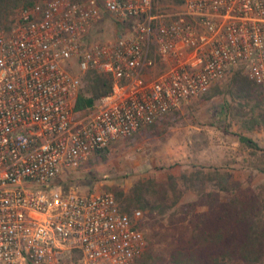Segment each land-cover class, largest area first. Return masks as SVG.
Masks as SVG:
<instances>
[{
    "label": "built area",
    "instance_id": "obj_1",
    "mask_svg": "<svg viewBox=\"0 0 264 264\" xmlns=\"http://www.w3.org/2000/svg\"><path fill=\"white\" fill-rule=\"evenodd\" d=\"M238 67L264 83V0H47L0 27V264H135L143 212L60 176ZM87 71L111 87L74 117Z\"/></svg>",
    "mask_w": 264,
    "mask_h": 264
},
{
    "label": "trees",
    "instance_id": "obj_2",
    "mask_svg": "<svg viewBox=\"0 0 264 264\" xmlns=\"http://www.w3.org/2000/svg\"><path fill=\"white\" fill-rule=\"evenodd\" d=\"M36 2L0 0V27L11 28L21 11ZM83 78L85 85L78 88L73 103L74 117L87 112L95 99L111 87L110 77L95 71H87ZM231 80L233 98L250 106L247 128H264V83H255L239 69ZM210 90L203 93L202 101L221 93L216 85ZM169 114L167 123L179 117L180 111L175 108L165 115ZM163 116L154 123H159ZM236 136L241 146L258 156L255 168L264 171V146L241 133ZM95 153L104 161L110 150L104 147ZM231 183L229 172L217 166L191 164L189 170L178 175L168 173L164 181L151 176L135 181L127 193L115 191L122 211L129 215L134 209L145 212L146 219L140 221L139 228L147 246L135 264H264V195L251 189L236 192L241 187H233ZM62 186L66 189L68 185ZM187 191L197 196L196 204H206L207 209L196 212L185 222L178 220L175 210ZM222 192L229 193L221 195Z\"/></svg>",
    "mask_w": 264,
    "mask_h": 264
},
{
    "label": "rangeland",
    "instance_id": "obj_3",
    "mask_svg": "<svg viewBox=\"0 0 264 264\" xmlns=\"http://www.w3.org/2000/svg\"><path fill=\"white\" fill-rule=\"evenodd\" d=\"M45 1L37 0L36 3ZM163 8L173 10L174 7L164 4ZM93 33L98 41L111 40L121 34L107 20L98 24ZM236 69L246 75L244 68L238 67L213 84L221 91L217 97L202 101L204 94H201L184 101L178 108L179 117L172 122L167 123L170 114L165 115L159 123H152L134 135L120 138L109 146L110 153L106 160L97 158L94 153L85 163L87 165L62 174L60 181L67 183L66 189L72 186L83 193L95 189L127 193L138 179L153 176L164 181L168 173L178 175L189 170L191 164H196L217 166L229 172L231 185L241 187L236 192L251 189L264 195V171L255 168L259 162L258 156L241 146L236 136L241 133L264 146V128H247L250 106L242 99L233 98L231 93V79ZM84 85L85 80L81 77L80 87ZM256 87L259 88L258 85ZM210 88L205 93L211 91ZM223 193L229 192H222L221 195ZM196 200L193 192L184 194L175 210L179 221L183 219L186 222L196 212L207 209L206 204L198 205ZM142 212V221H145V212ZM72 264H82L79 255L74 256Z\"/></svg>",
    "mask_w": 264,
    "mask_h": 264
}]
</instances>
